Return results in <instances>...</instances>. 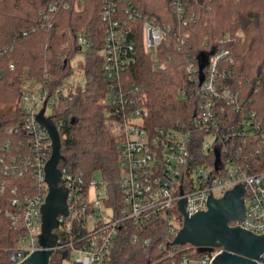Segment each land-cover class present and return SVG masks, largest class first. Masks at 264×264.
<instances>
[{
	"label": "built area",
	"instance_id": "obj_1",
	"mask_svg": "<svg viewBox=\"0 0 264 264\" xmlns=\"http://www.w3.org/2000/svg\"><path fill=\"white\" fill-rule=\"evenodd\" d=\"M68 1L52 0L40 13L42 25L51 27V15L58 8H68ZM184 1L171 3L178 22L186 27L194 22V15L187 13ZM83 5L84 0L73 1L76 10ZM99 17L104 35L99 55L107 82L101 104L105 107L104 124L118 143L119 206L102 180L84 182L81 175L68 173L64 165L60 168L61 185L67 189L68 215L58 218L57 246L49 249L39 245L41 207L48 195L45 166L52 143L36 116L44 108V117H51L57 128L60 101L76 88L69 77L57 86L48 81H27L19 96L23 137L19 128L0 124V229L5 221L19 234L14 245L0 249V264H23L41 250L53 251L49 264H60L55 256L61 258L63 251H68V257L75 255L73 264H110L121 231L131 229L132 243L148 247L151 240L140 237L154 227H163L158 230L163 242L157 250L164 256L158 262L211 264L219 249L198 253L188 244L167 246L183 225L180 202H184V214L191 217L207 210L210 196L221 198L237 185L245 190V216L231 225L264 234V162L260 160L264 133L242 94L224 83L228 74L225 65L232 64L228 51L221 50L198 63L185 57V75L199 98L188 127L178 124L165 128L149 122V126H139L135 121L148 120L149 110L139 104V89L123 80L127 69L137 62L132 36L139 32L153 70L162 71L165 64L160 61L158 48L171 28L144 17L130 0H103ZM189 36L184 33L180 43ZM234 37L242 38L243 33L237 31ZM231 41L226 35L218 43ZM76 43L79 51L90 47L89 38L83 34L77 35ZM180 95L184 97L186 90ZM58 125H62L61 120ZM206 136L211 142L204 144Z\"/></svg>",
	"mask_w": 264,
	"mask_h": 264
},
{
	"label": "trees",
	"instance_id": "obj_2",
	"mask_svg": "<svg viewBox=\"0 0 264 264\" xmlns=\"http://www.w3.org/2000/svg\"><path fill=\"white\" fill-rule=\"evenodd\" d=\"M73 1H68V8H58L51 15V27L47 28L42 25L40 13L52 0H0V124L19 128L23 137V114L19 108L22 85L36 80L57 86L73 73L71 61L80 54L82 58L76 66L85 78L84 87L61 99L55 121L60 153L67 159L65 170L74 176L81 175L84 182L99 172L109 193L114 195V204L119 206L118 143L104 124L105 107L101 104L107 86L99 55L102 43L99 13L103 0H84L78 10ZM130 1L144 17L171 28L158 48L164 70H153L143 50L141 35L136 31L132 38L137 62L123 75L125 83H133L139 89V104L149 110L151 125L188 127L199 98L185 75V57L198 63L227 50L232 64L225 65L228 74L224 83L242 94L264 133V0H185L187 13L194 15V22L186 27L178 22L171 0ZM237 31L243 33L242 38L234 37ZM184 33L190 36L181 44ZM78 34L90 40L85 51H79ZM226 35L232 41L220 45L218 40ZM182 89L186 90L184 97L180 95ZM58 120L62 121L61 126ZM262 149L260 160L264 162V144ZM160 228L163 229L154 227L140 237L151 240L148 247L132 243L131 229L121 231L110 264H167L168 260L158 262L164 256L157 250V245L163 242L158 233ZM18 235L4 221L0 249L14 245Z\"/></svg>",
	"mask_w": 264,
	"mask_h": 264
},
{
	"label": "water",
	"instance_id": "obj_3",
	"mask_svg": "<svg viewBox=\"0 0 264 264\" xmlns=\"http://www.w3.org/2000/svg\"><path fill=\"white\" fill-rule=\"evenodd\" d=\"M37 122L48 133L52 152L45 166V180L48 195L41 207V233L38 243L42 248H53L58 244V218L67 217V189L61 185L60 168L67 159L61 155L60 136L51 117H44V108L36 116ZM244 187L237 185L224 193L221 198L210 196L207 210L191 217L184 214L180 202V210L184 215L182 228L173 241L167 246H184L196 248L198 253L210 252L213 248L220 253L211 260V264H259L264 263V234L257 235L239 226L245 216ZM52 250H41L31 254L23 264H49ZM68 251L61 253V260L67 259ZM59 264V263H55Z\"/></svg>",
	"mask_w": 264,
	"mask_h": 264
},
{
	"label": "rangeland",
	"instance_id": "obj_4",
	"mask_svg": "<svg viewBox=\"0 0 264 264\" xmlns=\"http://www.w3.org/2000/svg\"><path fill=\"white\" fill-rule=\"evenodd\" d=\"M104 39V35L101 33L99 35V40L103 41ZM81 55L77 54L74 56V58L71 61V65L74 67V71L72 74H70L68 77L70 79V81L72 83H74V87L76 89H74L73 94L77 93L78 90H80L81 88L84 87V83H85V78L83 76V73L80 71V68H78L76 65L78 63V61L81 59ZM60 111V109H59ZM51 109L47 110V114H50ZM136 124H138L139 126H149L148 120L146 119H137ZM211 142V138L210 137H205L203 143H210ZM92 178L96 179L98 182L101 181V175L99 174V172H95L92 176ZM90 197H92V190L90 191ZM55 258H57L58 260H60V257L58 255L55 256ZM75 259V255L73 253H70V256L67 259L61 260L60 264H73Z\"/></svg>",
	"mask_w": 264,
	"mask_h": 264
}]
</instances>
